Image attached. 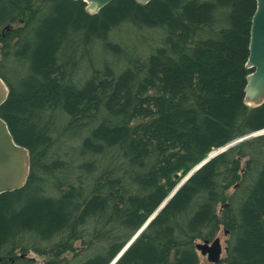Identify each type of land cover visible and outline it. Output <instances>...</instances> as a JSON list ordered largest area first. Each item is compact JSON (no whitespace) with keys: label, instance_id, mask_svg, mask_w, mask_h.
Listing matches in <instances>:
<instances>
[{"label":"trees","instance_id":"obj_1","mask_svg":"<svg viewBox=\"0 0 264 264\" xmlns=\"http://www.w3.org/2000/svg\"><path fill=\"white\" fill-rule=\"evenodd\" d=\"M256 9L0 0V116L31 154L26 184L0 194V264H201L196 243L222 228L220 264H264V103L245 100Z\"/></svg>","mask_w":264,"mask_h":264},{"label":"water","instance_id":"obj_2","mask_svg":"<svg viewBox=\"0 0 264 264\" xmlns=\"http://www.w3.org/2000/svg\"><path fill=\"white\" fill-rule=\"evenodd\" d=\"M87 3V11L95 14L113 0H83ZM139 3L147 4L151 0H136ZM249 56L246 67L251 70L247 77L245 87L246 103L260 105L264 103V0H257V9L252 18L251 39L249 46ZM2 46L0 45V54ZM10 89L6 81L0 76V106L7 100ZM217 154V153H216ZM200 163L196 168H200L204 163ZM196 168L194 170H196ZM193 170V171H194ZM31 171L30 150L18 143L9 127L8 122L0 116V194L13 191L23 187ZM190 172L182 183L193 173ZM180 173L175 177L180 178ZM175 191L167 198L169 200ZM167 200L162 204L165 205ZM228 233V231H225ZM196 248L201 255L206 256L212 264H219L223 258V243L220 236L213 240L204 239L196 243ZM227 250V247H225Z\"/></svg>","mask_w":264,"mask_h":264},{"label":"rangeland","instance_id":"obj_3","mask_svg":"<svg viewBox=\"0 0 264 264\" xmlns=\"http://www.w3.org/2000/svg\"><path fill=\"white\" fill-rule=\"evenodd\" d=\"M122 37H124L123 38V40L124 41H128V42H134V41H137L138 40V36H136V35H131V33L130 34H128V35H123ZM1 56V55H0ZM264 132V129L263 130H261V131H259V132H257V133H254V134H252L251 136H253V135H257V134H261V133H263ZM240 140L241 139H239L238 140V142H240ZM231 145V144H230ZM223 150H225V147H223V148H221V149H213L212 150V152L209 154V155H211L212 153H220L221 151H223ZM206 160V159H205ZM204 160V161H205ZM196 168V167H195ZM197 169V168H196ZM233 191V190H232ZM218 236H220L221 237V239H222V243H223V247H224V251H223V257L226 255V250H225V247H226V245H227V240H228V238H229V234H226V232H225V230L222 228L221 230H220V232L218 233ZM36 258H37V260H38V264H43V260H44V258L43 257H41V256H35ZM201 264H212L211 262H209L208 260H207V257L206 256H203V255H201Z\"/></svg>","mask_w":264,"mask_h":264},{"label":"bare ground","instance_id":"obj_4","mask_svg":"<svg viewBox=\"0 0 264 264\" xmlns=\"http://www.w3.org/2000/svg\"><path fill=\"white\" fill-rule=\"evenodd\" d=\"M216 155V153L214 152V153H212L211 155H210V157H213V156H215Z\"/></svg>","mask_w":264,"mask_h":264}]
</instances>
